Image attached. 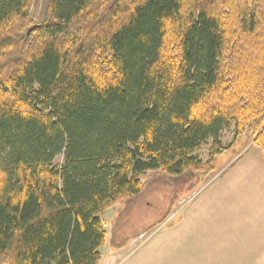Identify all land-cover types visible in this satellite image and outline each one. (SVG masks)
<instances>
[{"label":"trees","instance_id":"obj_1","mask_svg":"<svg viewBox=\"0 0 264 264\" xmlns=\"http://www.w3.org/2000/svg\"><path fill=\"white\" fill-rule=\"evenodd\" d=\"M232 126L264 155V0H0V264H100V216Z\"/></svg>","mask_w":264,"mask_h":264},{"label":"rangeland","instance_id":"obj_2","mask_svg":"<svg viewBox=\"0 0 264 264\" xmlns=\"http://www.w3.org/2000/svg\"><path fill=\"white\" fill-rule=\"evenodd\" d=\"M46 12L47 3L36 2L31 27ZM221 141L226 149L216 157L212 142L196 152L201 173L149 172L140 177L145 189L139 196L100 216L108 233L100 264H169L183 239L202 241L203 256L214 257V264H264V155L252 135L235 136L234 126ZM62 163V156L54 162Z\"/></svg>","mask_w":264,"mask_h":264},{"label":"crops","instance_id":"obj_3","mask_svg":"<svg viewBox=\"0 0 264 264\" xmlns=\"http://www.w3.org/2000/svg\"><path fill=\"white\" fill-rule=\"evenodd\" d=\"M187 236L191 238L188 229ZM203 245V242L200 240L183 239V241L174 245V248L171 250V257L168 259L169 264H214L216 262L214 257L211 255L209 257L203 256V254H205L203 251H201V247ZM224 245L225 244H223V246ZM228 261L226 260L227 263L231 264V262ZM233 262L237 264L236 261Z\"/></svg>","mask_w":264,"mask_h":264}]
</instances>
